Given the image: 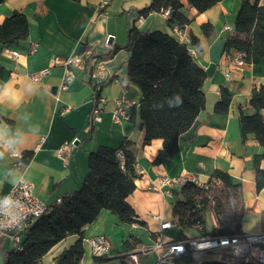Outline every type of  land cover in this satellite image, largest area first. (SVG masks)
<instances>
[{"label": "crops", "instance_id": "obj_1", "mask_svg": "<svg viewBox=\"0 0 264 264\" xmlns=\"http://www.w3.org/2000/svg\"><path fill=\"white\" fill-rule=\"evenodd\" d=\"M100 1L4 0L0 5V22L14 11L22 12L28 22V36L24 41L17 45H0V67L3 68L0 77V152L3 153L0 198L23 177L33 185L34 196L50 206L81 187L88 173L90 153L100 146L116 149L126 140L130 142L127 149L136 159V189L127 201L141 224H123L110 211H101L93 223L83 227L84 254L79 264H128L129 252L138 253L142 261H155L159 254L155 235L160 232L162 222L175 224L172 202L181 188L159 189V182L162 178L175 179L185 174L206 184L214 171L227 173L232 182L242 188V234L264 232V188L259 192L255 189L252 161L262 149L252 134L243 139L239 127L240 111L243 115L256 112L249 99L254 86H264V58L236 66L231 56L224 53L242 0H221L203 13L184 8L181 12L189 22L180 27L181 37L172 33L167 19L160 13H150L140 21L139 11L150 0H108L102 8ZM250 1L264 6V0ZM204 24L213 28L209 36L201 29ZM133 27L142 32L160 31L185 44L206 75L201 87L204 109L190 129L180 135L178 153L164 165H152L161 150V140L143 145L139 88L121 80L128 72L130 53L125 46L127 32ZM109 37H112L110 45ZM192 37L197 39V46L192 44ZM80 46L81 52L90 50L102 63L101 75H97L96 66L88 62L84 70L75 72L74 80L65 90L60 89L64 73L60 66L51 67L49 75L38 83L30 79L29 75L46 69L53 56L66 58ZM6 49L18 52V58L9 57L4 52ZM108 78L113 80L98 89L103 100L101 121L92 126L89 116L93 89ZM222 89L230 95L226 114L214 111ZM118 99L131 102L130 107L124 109L127 119L120 124L111 120ZM259 113L264 115V111ZM64 145L72 146L66 161L57 155ZM12 152L21 156L31 153V157L27 163L19 164ZM260 166L264 168V162ZM28 226L19 230L18 247L11 235L0 232V264H4L5 252L20 249ZM213 227L214 216L207 213L204 231ZM177 228L174 225L161 232L163 242H172L180 234L184 236L182 240L199 234L178 228L180 234L175 238L172 231ZM167 233H170L168 237ZM97 235H104L111 246L110 254L101 263L95 262L83 241ZM77 240L75 235L67 237L51 248L40 264H56L58 255ZM142 249L147 252H141ZM185 257L189 256L174 258L169 264H176ZM203 261L207 258L196 263Z\"/></svg>", "mask_w": 264, "mask_h": 264}, {"label": "trees", "instance_id": "obj_2", "mask_svg": "<svg viewBox=\"0 0 264 264\" xmlns=\"http://www.w3.org/2000/svg\"><path fill=\"white\" fill-rule=\"evenodd\" d=\"M80 2V0H70ZM221 0H150L139 11L142 17L150 13H160L168 9L170 27H183L189 20L182 14L184 8H192L203 13ZM4 0H0V5ZM201 29L205 36L212 32L210 24ZM28 36V22L22 12L14 11L0 22V45H17ZM192 44L198 45L195 37ZM125 48L130 53L127 75L122 81L135 84L141 93L139 103L140 120L144 129L143 145L152 140L162 141V147L152 165H164L179 151L178 138L193 125L196 117L204 109V94L201 90L206 78L204 70L192 58L187 46L172 36L160 31L142 32L133 27L127 32ZM117 49H114L115 51ZM224 53L242 55L244 64L254 63L264 58V6L257 1L242 0L233 33L227 38ZM3 68L0 67V77ZM108 78L99 83V88L109 84ZM94 90V89H93ZM99 95V90L96 91ZM230 95L221 90L214 111L226 114ZM249 104L256 111L243 115L240 111L239 127L243 139L252 134L261 147V152L253 156L254 182L257 192L264 188V86H254ZM129 141L124 140L116 148L100 146L89 154L88 173L81 187L69 192L47 207V211L26 229L20 249L4 253V264H40L41 259L55 245L69 236L78 240L64 249L56 258V264H79L84 248L83 227L95 221L103 210L110 211L123 224L137 223L138 216L127 198L136 189V159L127 149ZM31 153L22 156L27 163ZM207 188L186 184L178 191L172 202L175 225L181 231L194 230L196 236H234L242 234L241 219L244 200L242 188L234 184L230 176L216 170L206 183ZM211 213L215 227L205 232V215ZM183 234L174 241H180ZM127 246V242H125ZM105 257L94 259L103 262ZM169 264V262L163 263ZM186 264H197L188 261ZM201 264H227L205 261ZM251 264V263H248Z\"/></svg>", "mask_w": 264, "mask_h": 264}, {"label": "built area", "instance_id": "obj_3", "mask_svg": "<svg viewBox=\"0 0 264 264\" xmlns=\"http://www.w3.org/2000/svg\"><path fill=\"white\" fill-rule=\"evenodd\" d=\"M108 0H101L99 7L102 8L107 4ZM160 14L168 19L170 11L168 9L162 10ZM143 17L140 18V21ZM172 33L175 36L181 37V30L178 26L171 27ZM12 59L18 58V52L6 49L4 51ZM231 61L234 65L240 66L244 62L242 55L239 53L231 56ZM90 62L96 66V74L101 75L102 63L93 57L90 50H84L80 54H72L66 58H59L53 56L50 59V64L46 69L38 71L29 75L30 79L38 83L46 76L49 75L51 67L60 66L64 73L62 77V83L60 85L61 90H65L67 86L74 80L75 72L82 71L86 67V64ZM95 76V75H94ZM226 77H229L226 74ZM99 89V84L94 88L93 95V107L90 112L89 121L90 124L96 125L100 123L102 112V98L100 95L96 96V91ZM131 102L127 99H118L115 101V108L111 112V120L113 123L120 124L127 119L124 109L130 107ZM1 122V120H0ZM72 146L64 145L57 151L58 157L62 161H66ZM11 155L18 159V163L21 162V154L12 152ZM195 184L197 186L207 188V184H200L196 178L191 175H181L175 179L162 178L159 182V189L161 187H182L186 184ZM168 193V191L166 192ZM5 198L10 199L14 205V215L9 217L3 213H0V232L11 235L17 247L20 243V229L23 226L33 223L39 217H41L47 211V207L43 202L38 200L33 194V185L21 177L17 183L13 186L11 191L0 200ZM157 219V218H156ZM175 224L169 221L162 222L160 224V232L156 236V250L159 254L155 261L145 262L142 261L138 253H127L128 264H163L170 260L201 253H216L217 257L214 259H207V261H217L227 264H264V232L261 233H249L240 234L234 236H195L186 238L180 241L163 242L162 234L164 230L170 229ZM88 247L89 253L94 259L107 257L111 252V246L104 235H97L87 239H83ZM146 253V250H141ZM205 262V261H203ZM201 262V263H203ZM199 263V264H201Z\"/></svg>", "mask_w": 264, "mask_h": 264}, {"label": "rangeland", "instance_id": "obj_4", "mask_svg": "<svg viewBox=\"0 0 264 264\" xmlns=\"http://www.w3.org/2000/svg\"><path fill=\"white\" fill-rule=\"evenodd\" d=\"M173 232V235L175 236V238L178 236V234H180L179 232V229H175ZM170 233H167V237L169 236ZM172 235V234H171ZM173 238V239H175ZM189 257H185L183 258L181 261H177L176 264H185L187 260H192V261H195V262H199L200 260H202L203 258H207V259H214L217 257V254L216 253H201V254H195V255H188Z\"/></svg>", "mask_w": 264, "mask_h": 264}, {"label": "clouds", "instance_id": "obj_5", "mask_svg": "<svg viewBox=\"0 0 264 264\" xmlns=\"http://www.w3.org/2000/svg\"><path fill=\"white\" fill-rule=\"evenodd\" d=\"M3 153L0 152V157H2ZM0 213H3L9 217H12L14 215V205L13 202L5 198L3 200H0Z\"/></svg>", "mask_w": 264, "mask_h": 264}, {"label": "water", "instance_id": "obj_6", "mask_svg": "<svg viewBox=\"0 0 264 264\" xmlns=\"http://www.w3.org/2000/svg\"><path fill=\"white\" fill-rule=\"evenodd\" d=\"M108 44H112V37H109L108 38ZM82 50V46L78 47L77 51H76V54H79Z\"/></svg>", "mask_w": 264, "mask_h": 264}]
</instances>
